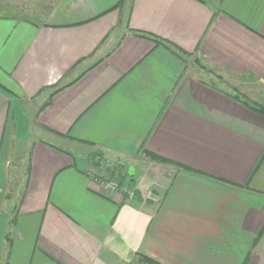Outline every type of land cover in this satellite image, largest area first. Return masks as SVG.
Wrapping results in <instances>:
<instances>
[{"label": "crops", "instance_id": "0c3cea01", "mask_svg": "<svg viewBox=\"0 0 264 264\" xmlns=\"http://www.w3.org/2000/svg\"><path fill=\"white\" fill-rule=\"evenodd\" d=\"M36 1L0 13V264H264V0Z\"/></svg>", "mask_w": 264, "mask_h": 264}, {"label": "rangeland", "instance_id": "374dc122", "mask_svg": "<svg viewBox=\"0 0 264 264\" xmlns=\"http://www.w3.org/2000/svg\"><path fill=\"white\" fill-rule=\"evenodd\" d=\"M8 2L12 3V5L9 6H2L0 5V13L2 14H15V15H21L23 17H32L31 10H30V4L33 2V0H26V3L22 4V0H7ZM39 2V1H38ZM36 0H34V3H38ZM14 4V5H13ZM19 4V5H15ZM41 8L39 9L40 12ZM20 134H19V142L23 141L25 142L29 135L27 133V129L23 127V124L20 122ZM20 144V143H19ZM138 174L140 173V166L137 167ZM139 176H136V178ZM8 189H7V200L5 202V211L9 212L13 210L14 203L16 202L19 191H20V185H19V179L17 176H9V182H8ZM6 217V216H5Z\"/></svg>", "mask_w": 264, "mask_h": 264}, {"label": "built area", "instance_id": "2783aa9c", "mask_svg": "<svg viewBox=\"0 0 264 264\" xmlns=\"http://www.w3.org/2000/svg\"><path fill=\"white\" fill-rule=\"evenodd\" d=\"M104 187L109 191H115L119 188V184L116 181H108L105 183Z\"/></svg>", "mask_w": 264, "mask_h": 264}, {"label": "trees", "instance_id": "16d2710c", "mask_svg": "<svg viewBox=\"0 0 264 264\" xmlns=\"http://www.w3.org/2000/svg\"><path fill=\"white\" fill-rule=\"evenodd\" d=\"M251 108H253L254 110H256L257 112H259V113H261V114H263L264 115V107H254V106H251V105H249ZM149 264L151 263V264H155V263H153V262H148Z\"/></svg>", "mask_w": 264, "mask_h": 264}]
</instances>
